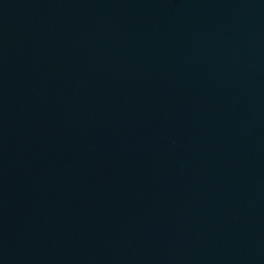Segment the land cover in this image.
<instances>
[{
	"label": "water",
	"instance_id": "obj_1",
	"mask_svg": "<svg viewBox=\"0 0 264 264\" xmlns=\"http://www.w3.org/2000/svg\"><path fill=\"white\" fill-rule=\"evenodd\" d=\"M0 264H264V0H0Z\"/></svg>",
	"mask_w": 264,
	"mask_h": 264
}]
</instances>
